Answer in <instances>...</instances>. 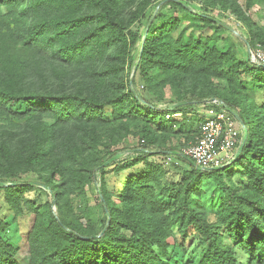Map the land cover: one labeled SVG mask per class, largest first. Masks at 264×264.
I'll return each instance as SVG.
<instances>
[{"label":"trees","instance_id":"16d2710c","mask_svg":"<svg viewBox=\"0 0 264 264\" xmlns=\"http://www.w3.org/2000/svg\"><path fill=\"white\" fill-rule=\"evenodd\" d=\"M161 1L0 0V115L23 119L34 111L52 120L51 125L45 122L37 129L33 139L23 148L20 160V164L28 169L43 171L41 182L13 179L11 181L15 183H12L0 177V182L10 184L0 185V190L10 196L6 201L12 205V196L16 192L32 190L34 184L47 186V191L55 197L53 204L47 201L32 207L34 222L27 233V264H171L172 246L167 237L169 227L174 223L185 230H182L185 236L190 229L196 230L204 242L198 264H242L237 259V249L245 253V264H264V104L256 105L248 100L246 93L241 95L243 89L238 78L245 63L235 57L232 49L217 45L218 34L228 32L227 29L185 1L163 2L151 21L154 11L149 16L142 34L128 29L118 20L119 10L128 4L133 3L134 8L131 22H137L145 16L147 6L154 2L158 5ZM166 7L179 12L180 17L172 12L165 13ZM180 18L191 24L190 32L186 28L179 30ZM246 23L248 46L252 49L257 44L264 46V32L254 23ZM203 29L213 32L210 35L195 33ZM112 39L120 42L118 54L121 56L127 54L129 44L139 40L137 52L128 55L126 67L148 82V91L154 89L153 85H168L174 94L168 104L182 100L198 103L174 110L167 104L160 109L142 97L131 78L126 91L117 97L101 98L96 93L51 95L27 86L25 75L28 69L35 67L34 63L57 60L67 65H80L102 59ZM246 62L249 64L248 60ZM249 65L253 85L264 87V66ZM112 69L116 70L115 67ZM153 74L157 76L155 79ZM212 78L224 80L234 95L221 96L199 88L200 84L208 85ZM104 82V79H97V90ZM213 97L234 109L247 127V138L240 155L231 166L208 171L198 170L187 160L177 157L191 173L203 175L221 186L224 196L217 227L195 209L194 203H188L184 198L173 211L175 218L165 216L169 205L158 198L149 184L157 165L147 161V157L154 154L150 149L153 141L149 126L154 125L155 115H169L170 119L173 113H182L181 110H197ZM106 105L119 107L120 112H114L112 121L122 126V130L127 128L124 124L144 123L141 129L143 149L139 150L140 158L145 159L144 168L135 175L125 176L121 191L117 188L113 194H108L101 184L98 219L94 220L86 211L83 219H79L70 202L56 189L60 184L56 185L55 177L62 174L61 168L55 165L48 171L44 160L51 152L55 126L78 121L92 129L110 127L113 132H118L114 122L105 116ZM192 111L190 114L195 116L196 111ZM195 126L196 130L197 117ZM156 128L171 132L172 125L162 123ZM241 136L242 132L240 139ZM161 148L155 153L181 151L182 147ZM81 152L76 155L80 156ZM117 152L122 153L123 149L109 152L106 158L100 157L95 169L104 173L116 160L102 164ZM76 155L70 157L76 159ZM0 157L5 161L12 157L6 144H0ZM135 163L136 160H132L125 166L131 167ZM235 178L241 184L239 189L233 183ZM190 184L192 182L186 188H191ZM14 209L17 211L18 206ZM7 227L8 223L0 219V233ZM221 228L229 242H222ZM16 252L14 245L0 238V264H19Z\"/></svg>","mask_w":264,"mask_h":264},{"label":"rangeland","instance_id":"374dc122","mask_svg":"<svg viewBox=\"0 0 264 264\" xmlns=\"http://www.w3.org/2000/svg\"><path fill=\"white\" fill-rule=\"evenodd\" d=\"M140 1L135 0V2ZM183 1L193 6L196 11L221 20L234 29V32L227 30L228 32L219 33L217 45L223 49H232L235 52V57L245 63V66L240 69L238 78L239 86L243 89L241 95L246 93L248 100L253 101L256 105H263L264 87L253 85L251 67L246 62L249 41L246 21L254 23L260 31L264 32V0ZM156 5L157 2H154L147 6L145 16L137 22H131V14L134 8L133 3L128 4L119 10L118 20L128 29L137 30L138 33L142 34ZM163 11L165 13L172 12L174 16L180 17V13L170 7H166ZM182 28H186L187 32L192 30L191 24L183 19H181L179 30ZM212 32V29L195 31L196 34L201 35H210ZM139 45V40H136L134 44H129L127 54L121 56L118 54L120 42L112 39L109 41L102 59L86 61L80 65H67L57 60L36 62L34 63L35 67L31 70L28 69L25 75L27 86L44 94L86 96L96 93L104 98L106 96L117 97L121 92H125L128 80L131 78L135 81L136 89L142 97L163 109L173 98L172 88L168 85H153L154 89L150 92L148 91V82L138 72L134 74L133 70L129 71L126 67L128 55H134ZM112 67H115L116 70H113ZM156 77V74H153V78ZM98 78L105 80L99 90L96 88ZM199 88L211 94L234 95L227 83L218 78H212L208 85L200 84ZM235 96L237 95L235 94ZM199 108L203 109L202 105L197 109ZM191 111L184 109L181 110L182 113H173L170 119L154 114L155 123L149 126L153 141L150 149L154 151V154L147 157V161L157 165V169L152 176V182L149 184L154 188L158 198L169 205V208L165 210V216L170 219L175 218L173 211L179 205L180 200L184 198L188 203H194L195 209L211 225L217 227V216L224 196L221 186L203 175L191 173V169L177 156L167 152L164 154L155 153V150L162 149V146L167 149H179L193 141L197 129L195 130L196 117L190 114ZM114 112H120L118 106H105V116L111 121ZM123 120L125 121V119ZM45 122L51 125L52 120L34 111L23 119H17L7 114L0 115V144H6L12 155L9 161L0 157V177L9 180L8 182H12L13 179L14 181L16 179V181L34 180L38 183L41 182L40 175L43 174V171L41 169L38 171L28 169L20 164V160L24 151L23 148L33 139L37 129ZM162 123L172 125L171 132L156 128ZM114 124L117 126L115 128L119 129L118 132H113L110 127L92 129L78 121L53 128L51 152L47 154L44 160V167L48 171L55 165L61 168L62 174L55 177L56 185L60 184V187L56 189L61 191L62 198H66L70 202L73 213L79 219H83L85 211L94 220L98 219L100 215L98 192L101 184L104 185L108 194H113L117 188L121 191L125 176L135 175L144 168L145 159L140 158L141 153L139 152L143 149L141 129L144 123L136 121L130 125L124 124L127 127L124 130L116 122ZM121 149H123L122 155L104 173L98 171L97 168L95 169L100 157L106 158L109 156V152ZM80 150H82L81 155H76ZM72 155H76L77 158L73 159L70 157ZM132 160H136V163L131 167H126L125 164ZM191 182V188H186ZM233 183L239 189L241 184L236 178ZM12 197L13 205L10 201H6L10 196L6 195L4 190H0V219L8 223L5 232L0 233V238L16 247L15 258L19 264H27V233L34 222L32 207L42 205L47 201L53 204L55 197L46 188L37 184H34L32 190L16 192ZM17 206L16 211L14 207ZM53 209L55 211L54 206ZM182 230L184 229H181L176 223L169 227L167 241L172 246L170 251L171 264H198L204 242L196 230L190 229L187 236L182 233ZM220 231L223 233L222 242H229L223 228ZM236 255L238 261L245 264L247 259L245 253L237 249Z\"/></svg>","mask_w":264,"mask_h":264},{"label":"built area","instance_id":"2783aa9c","mask_svg":"<svg viewBox=\"0 0 264 264\" xmlns=\"http://www.w3.org/2000/svg\"><path fill=\"white\" fill-rule=\"evenodd\" d=\"M247 60L253 66H264V46L248 47ZM202 107L195 112L197 133L194 140L183 145L181 152L200 167H229L240 143L241 127L218 101H207Z\"/></svg>","mask_w":264,"mask_h":264},{"label":"water","instance_id":"95a60500","mask_svg":"<svg viewBox=\"0 0 264 264\" xmlns=\"http://www.w3.org/2000/svg\"><path fill=\"white\" fill-rule=\"evenodd\" d=\"M167 0H163L161 1L156 9L154 10L151 18H150V21L154 18V15L158 9V7ZM175 2H180V0H173ZM187 8H189L191 10V7L186 5ZM208 18L212 19L213 21H215L217 24L221 25L222 27H224L225 29L231 31V32H234V29L232 27H230L229 25H227L226 23H224L223 21L221 20H218L212 16H207ZM149 21V23H150ZM148 23V25H149ZM147 25V26H148ZM147 28V27H146ZM249 47V46H248ZM141 101H143L142 98H139ZM209 101L213 102V101H218L219 103L222 104V106L228 111L230 112L235 118L236 120L238 121L240 127H241V132H242V136H241V139H240V143H239V146H238V149L236 151V154H235V158H234V161L238 158V156L240 155L242 149H243V146L245 145V142H246V138H247V127L242 123V120L239 116V114L234 110L232 109L230 106H228L226 103H224L222 100L218 99V98H211ZM189 103H192V104H196L197 101H194V100H191V101H188V100H182V101H177V102H173V103H170L168 105V108L171 109V110H174L178 107H181V106H184V105H187ZM167 153H170V154H173L175 156H178V157H181L185 160H187L189 163H191L195 168H197L198 170H203V171H208V170H223L224 169V165H220V166H215V167H210V168H205V167H200L198 166L191 158H189L188 156H185L181 151L179 150H167L165 151ZM122 155L121 152H117L115 155L109 157L107 160L104 161V163L102 165H106L116 159H118L120 156ZM0 185H3V186H6V185H10V184H7L5 182H0ZM40 185V184H38ZM42 186V185H41ZM45 188H48L47 186H43Z\"/></svg>","mask_w":264,"mask_h":264}]
</instances>
